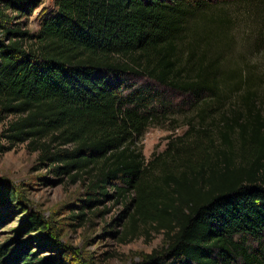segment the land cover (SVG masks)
I'll use <instances>...</instances> for the list:
<instances>
[{"label":"trees","instance_id":"obj_1","mask_svg":"<svg viewBox=\"0 0 264 264\" xmlns=\"http://www.w3.org/2000/svg\"><path fill=\"white\" fill-rule=\"evenodd\" d=\"M42 4L0 0V122L14 116L0 152L25 144L56 183L81 182L87 198L75 218L123 204V244L146 227L164 234L165 248L132 264H264L263 77L245 57L228 67L227 5L54 0L33 33L27 20ZM248 5L264 22V0ZM251 47L264 53V27ZM170 92L191 112L188 129L147 162V130L187 110ZM18 200L8 189L4 201ZM23 229L48 226L35 213ZM60 252L41 257L5 242L0 264H73Z\"/></svg>","mask_w":264,"mask_h":264},{"label":"rangeland","instance_id":"obj_2","mask_svg":"<svg viewBox=\"0 0 264 264\" xmlns=\"http://www.w3.org/2000/svg\"><path fill=\"white\" fill-rule=\"evenodd\" d=\"M220 1L227 5L226 11L234 20L229 30L233 45L227 52L228 57L232 58L228 67L240 64L241 57L254 63L256 71L263 77L258 89L264 102V53L259 54L251 47L254 34L258 35L264 27L262 17L248 5L255 0ZM42 2V6L27 20V27L33 33L39 29L41 16L55 7L54 0ZM167 97L178 109L184 107L187 110L169 118L160 117L147 130L140 143L147 162L155 154L163 153L169 142L178 140L175 138L188 129L187 117L191 112L184 105L183 96L170 92ZM13 119L14 116H9L0 122V145L5 147L8 144L3 136L4 130ZM38 157V153L30 151L25 144L5 153L0 152V245L13 243L17 249L27 245L41 257L58 256L61 247L69 252L68 258L72 257L73 264H132L168 245L164 234L150 227L142 228L141 236L131 243H121L124 225L123 222L118 224L117 220L125 208L117 202L100 204L97 210L103 213L98 215H94L95 208L84 210L85 217L75 218V215L82 213L81 206L87 198L85 187L81 182L71 184L65 180L56 183V178L39 165ZM8 189H15L19 195L14 205L4 201ZM104 209L108 210L104 212ZM35 213L44 217L48 230L26 236L23 229L25 220Z\"/></svg>","mask_w":264,"mask_h":264}]
</instances>
